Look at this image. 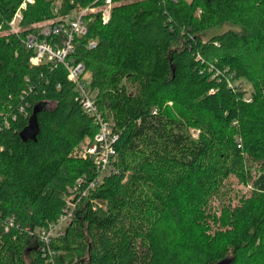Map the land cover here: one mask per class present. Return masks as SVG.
<instances>
[{
	"label": "trees",
	"instance_id": "1",
	"mask_svg": "<svg viewBox=\"0 0 264 264\" xmlns=\"http://www.w3.org/2000/svg\"><path fill=\"white\" fill-rule=\"evenodd\" d=\"M111 1L103 23L105 0H35L15 32L24 0H0V264H49L40 231L83 177L56 264H264V190L236 202L230 182L264 171V0ZM86 8L69 61L119 138L116 171L83 195L98 172L73 153L98 125L26 41Z\"/></svg>",
	"mask_w": 264,
	"mask_h": 264
},
{
	"label": "built area",
	"instance_id": "2",
	"mask_svg": "<svg viewBox=\"0 0 264 264\" xmlns=\"http://www.w3.org/2000/svg\"><path fill=\"white\" fill-rule=\"evenodd\" d=\"M34 2L35 0H25L22 3L10 23L13 31H17L18 20L23 18L22 10L26 8L28 3L33 4ZM105 2L106 8L102 14V20L103 23H108L112 14V1L105 0ZM94 11L95 9L90 8L82 9L73 21L62 19L55 23H46L39 29L38 33L30 35L26 41L27 48L32 52L31 64L40 66L52 63L54 66L62 64L66 67L68 79L76 84L77 100L85 113L92 117L98 125L99 129L94 139H90L86 146L83 145L81 149L77 148L73 153L74 156L82 159H92L98 172L97 178L90 181L83 195H86L89 189H95L101 184L104 177L116 171L117 152L115 144L119 138V135L113 131L111 123L99 111L95 93H90L87 90L84 74L85 65L82 63L74 64L69 61L75 52L77 39L86 36L89 32L90 24L85 20V16ZM90 47H95V42H91ZM85 181L86 177L80 178L77 184L69 189V193L74 195L79 185ZM73 195L66 198V207L59 220L40 231L43 251L50 256L49 264H56L55 253L51 248L52 241L64 234L66 226L75 216L77 203Z\"/></svg>",
	"mask_w": 264,
	"mask_h": 264
},
{
	"label": "rangeland",
	"instance_id": "3",
	"mask_svg": "<svg viewBox=\"0 0 264 264\" xmlns=\"http://www.w3.org/2000/svg\"><path fill=\"white\" fill-rule=\"evenodd\" d=\"M25 1V0H24ZM188 1H191V0H188ZM29 4H32V3H28L26 5V7L29 5ZM60 2L58 1L56 4H55V9L58 8ZM96 12V10L94 11ZM23 15V13H22ZM79 13L78 11H75L71 14V16L65 20H68V21H73L75 20L77 17H78ZM20 20V19H19ZM18 20V27L17 29L19 28V24L21 22V20L19 21ZM229 27H224V28H221V29H213V30H210L209 32H207V34L205 35V38H211L212 36L216 35V34H220L222 33L223 31H226L228 30ZM88 77V76H87ZM232 84V83H231ZM235 86H238V87H241L242 89H244L245 91L248 92V94L246 95V99H249L251 96H250V93L252 92V85L250 83H248L246 80H241V81H237L235 83H233ZM232 84V85H233ZM194 135V137H198V134H199V131L193 129L191 131ZM88 142H90V139H87L85 140L79 147L78 149H81L82 146H86L88 144ZM253 174H254V180L256 181V186L254 187V183L251 182L250 184H247V185H244V184H240L239 183V180L236 178V177H232L230 182H232L233 186L232 188L234 189V193L232 194L233 195V198H235V201L237 202L238 201V197H241L242 195H245V194H250L253 190H255L257 187L260 188V189H263L264 190V171H261L259 169L254 168L253 170Z\"/></svg>",
	"mask_w": 264,
	"mask_h": 264
}]
</instances>
